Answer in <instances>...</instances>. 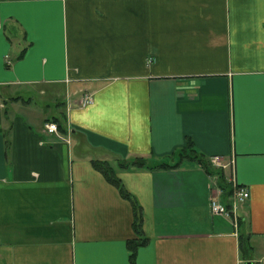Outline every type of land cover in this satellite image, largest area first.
<instances>
[{"label": "crops", "instance_id": "crops-1", "mask_svg": "<svg viewBox=\"0 0 264 264\" xmlns=\"http://www.w3.org/2000/svg\"><path fill=\"white\" fill-rule=\"evenodd\" d=\"M190 140L202 161L180 159ZM108 165L142 210L135 262ZM228 175L250 192L236 224L210 208ZM248 260L264 264V0H0V264Z\"/></svg>", "mask_w": 264, "mask_h": 264}, {"label": "built area", "instance_id": "built-area-1", "mask_svg": "<svg viewBox=\"0 0 264 264\" xmlns=\"http://www.w3.org/2000/svg\"><path fill=\"white\" fill-rule=\"evenodd\" d=\"M93 102H94V99L91 93H85L83 95L82 102H81L82 105L91 104ZM45 129L46 131L51 132V133H57V134L59 133V126L56 121H47L45 123ZM210 160H211L212 165L215 166L217 169L219 168L224 169L228 166L231 167L233 163L232 160L226 161L223 159V157L219 155L210 157ZM227 180L228 182L233 183V187L231 188V191H230V196L232 198L230 204L222 202L218 198V195L215 194L210 199V208H211V211L215 214L233 216L235 219L234 222L236 224L238 222V217L235 214V211H236L235 206L237 203L247 200L250 196V192L247 187L239 185L236 182V179H234L232 175H228ZM222 191H223V187H219L218 192H222Z\"/></svg>", "mask_w": 264, "mask_h": 264}, {"label": "trees", "instance_id": "trees-1", "mask_svg": "<svg viewBox=\"0 0 264 264\" xmlns=\"http://www.w3.org/2000/svg\"><path fill=\"white\" fill-rule=\"evenodd\" d=\"M49 121H57L58 126H61L58 118H51ZM178 152L180 153V159H200V161L203 160V158L200 156L201 154L199 152L196 151V149L194 148V143L190 140L186 147L182 148L181 150H178ZM135 165L137 166H144L146 165L145 163V158L143 156H138L137 159L134 160ZM130 163V164H132ZM126 165V164H125ZM172 166V164L170 162H163L161 163L160 167H169ZM104 167V166H102ZM105 175L108 177V179L114 183L122 192V194L128 198H130L132 200V202L134 203V210H135V219H134V229L136 231L137 237L135 238H131L128 241V246L130 249V257L132 259L133 262H135V255L137 252V249L139 248V246L145 244L147 242V237H143L142 235V230H141V226H142V221H143V214H142V210L140 208L139 205L136 204V201L134 199V197H132V195H130L126 189H124L121 179L116 175L114 169L111 166H106L103 170H102ZM242 244V242H241ZM243 246V244H242Z\"/></svg>", "mask_w": 264, "mask_h": 264}, {"label": "water", "instance_id": "water-1", "mask_svg": "<svg viewBox=\"0 0 264 264\" xmlns=\"http://www.w3.org/2000/svg\"><path fill=\"white\" fill-rule=\"evenodd\" d=\"M246 264H255L252 260H248Z\"/></svg>", "mask_w": 264, "mask_h": 264}]
</instances>
